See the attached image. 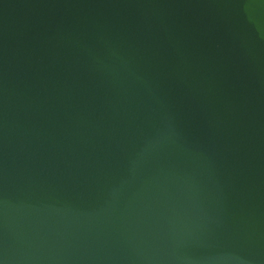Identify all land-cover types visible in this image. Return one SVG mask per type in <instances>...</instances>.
Wrapping results in <instances>:
<instances>
[{
	"label": "water",
	"instance_id": "obj_1",
	"mask_svg": "<svg viewBox=\"0 0 264 264\" xmlns=\"http://www.w3.org/2000/svg\"><path fill=\"white\" fill-rule=\"evenodd\" d=\"M0 264H264V0H0Z\"/></svg>",
	"mask_w": 264,
	"mask_h": 264
}]
</instances>
